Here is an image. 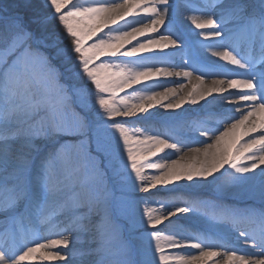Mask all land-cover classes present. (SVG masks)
Masks as SVG:
<instances>
[{
  "label": "snow or ice",
  "instance_id": "6c2138e0",
  "mask_svg": "<svg viewBox=\"0 0 264 264\" xmlns=\"http://www.w3.org/2000/svg\"><path fill=\"white\" fill-rule=\"evenodd\" d=\"M0 264H264V0H0Z\"/></svg>",
  "mask_w": 264,
  "mask_h": 264
},
{
  "label": "bare ground",
  "instance_id": "6f19581e",
  "mask_svg": "<svg viewBox=\"0 0 264 264\" xmlns=\"http://www.w3.org/2000/svg\"><path fill=\"white\" fill-rule=\"evenodd\" d=\"M75 1H79V0H75ZM186 85H187V82L186 81H183ZM193 83H195V81L193 80ZM133 122H137V123H140V124H142L144 127H137V128H141V129H144V128H146V125H145V123L143 122V121H132V122H130L129 123V126H130V124H132ZM144 123V124H143ZM197 146H199V145H195V146H193V147H197ZM169 155H171V156H173L171 159H175L176 158V156H174L171 152H169L168 154H167V156H169ZM167 159H169V158H167ZM166 235H170V234H168V232H166L165 233Z\"/></svg>",
  "mask_w": 264,
  "mask_h": 264
},
{
  "label": "rangeland",
  "instance_id": "374dc122",
  "mask_svg": "<svg viewBox=\"0 0 264 264\" xmlns=\"http://www.w3.org/2000/svg\"><path fill=\"white\" fill-rule=\"evenodd\" d=\"M77 4H81V5H85V6H87L88 4H90V3H92V0H79V1H75ZM154 122L152 121V124H153ZM138 124V123H137ZM132 125L133 124H130V126L129 127H132ZM136 125V124H135ZM173 156H171V155H169V156H165V158L167 159V158H172ZM168 234H170V233H168Z\"/></svg>",
  "mask_w": 264,
  "mask_h": 264
}]
</instances>
